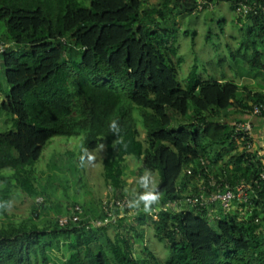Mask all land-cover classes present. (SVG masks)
<instances>
[{"label": "trees", "instance_id": "16d2710c", "mask_svg": "<svg viewBox=\"0 0 264 264\" xmlns=\"http://www.w3.org/2000/svg\"><path fill=\"white\" fill-rule=\"evenodd\" d=\"M212 1L211 9L227 1L234 12L246 0ZM195 7L196 0H0V41L9 44L1 54L0 116L12 122L0 130V203L10 202L14 188L43 197L20 220L0 208L6 218L0 264H58L54 250L64 257L61 264H264V144L249 150L253 136L241 140L233 126L254 104H264V13L236 17L244 32L238 47L229 46L231 58L242 60L241 76L257 79L258 88L203 78L197 55L183 83L177 17ZM219 24L223 28L226 19ZM189 31L194 38L196 30ZM111 120L120 123L119 144ZM58 135L83 136L78 152L65 153L77 157L73 184L82 182L81 155L104 145V178L115 192L126 196L131 156L140 162L138 178L145 171L158 175V201L147 212L141 205L115 223L88 226L89 218L102 216L101 205L82 202L77 193L58 204L53 181L38 182L36 162ZM5 168L11 174H3ZM47 169L48 180L62 173L55 161ZM64 182L66 195L69 179ZM200 183L205 196L225 192L226 184H246L247 200L234 198L229 211L220 201L209 208L186 203ZM176 199L181 209H161L155 218L153 208ZM75 204L83 208L82 219L60 225L58 216ZM148 225L168 258L145 242Z\"/></svg>", "mask_w": 264, "mask_h": 264}, {"label": "rangeland", "instance_id": "374dc122", "mask_svg": "<svg viewBox=\"0 0 264 264\" xmlns=\"http://www.w3.org/2000/svg\"><path fill=\"white\" fill-rule=\"evenodd\" d=\"M220 18L226 19V24L223 28H221L219 24ZM177 20L179 21V29L176 33V43L179 45V54L183 57V61L179 65V78L183 83L194 63V58L197 55L199 59V73L203 78L212 75L216 78L223 77L227 79H235L241 85H249L252 88H258L257 79L248 76H241L243 71H245L241 67L242 60L238 59L234 61L233 58H231L229 46L234 48L239 46L244 30H242L240 24L237 23L235 13L230 9L229 2L221 1L211 10L180 14L177 17ZM186 30H190L191 32L196 30V36L193 38L191 34L186 35ZM234 36L237 39H235ZM243 118L252 121L254 140L253 148H261L264 143V116L261 115L255 117L249 116L246 113V115L242 116V119ZM11 127L12 122H10L9 118L4 114L1 115L0 130H9ZM138 127L140 130L143 129L140 120ZM142 137H144V133H142ZM82 142L83 136L81 135H58L51 138L37 160L35 170L38 175V182L41 185H48L50 181H53L54 195L52 198L54 202L66 205L68 204V200L77 193L79 200L82 202L91 201L98 209L100 208L102 199L106 195L115 192L113 187L108 184L104 178L105 146L103 145L102 148L99 146L85 152L84 170L83 174H81V179H79L82 181V184H73L75 175L72 173L70 167L72 166L71 163H74L77 157H70V160L65 153L68 149L78 152ZM88 155L93 157L91 161H88ZM259 156L264 162V150H261ZM53 161L62 168V173L58 172L59 177L54 176L53 180H48V176H50L48 174L50 171L47 169V163ZM139 164L140 162L133 157H128L123 190L130 201L134 198V195L139 188V185L137 184L138 176L135 173ZM2 172L5 175H9L12 170L10 168H5ZM151 175L157 185L158 175L156 173ZM66 178L69 179L67 189L68 195H65L62 187L64 186V180ZM58 183L61 184L58 185ZM3 186V184H0V191ZM239 194L243 195L242 192H239ZM35 202L36 200L28 196L25 192L18 188H14L10 200L11 207L7 209V213L10 217L20 220L30 214L32 204ZM131 208L133 209V207ZM5 219L6 218L0 214V225H2V222ZM145 242L153 248L162 260L170 256L169 249L154 236V229L149 225L145 229ZM136 246L137 252H140L142 244L139 243ZM53 253L59 256V258L57 257V263L61 264V260H63L64 257L60 258L62 257L61 253L56 250H54Z\"/></svg>", "mask_w": 264, "mask_h": 264}, {"label": "built area", "instance_id": "2783aa9c", "mask_svg": "<svg viewBox=\"0 0 264 264\" xmlns=\"http://www.w3.org/2000/svg\"><path fill=\"white\" fill-rule=\"evenodd\" d=\"M214 6V2L212 0H196V7L195 12L198 11H205L211 9ZM264 13V0H253V1H240L236 8H235V16L238 18H246L251 13ZM8 43L0 41V63H1V54L5 51ZM264 112V104L263 103H256L252 106L251 111L248 112L249 116H261ZM233 126L235 130L236 136L239 139L244 140L247 136H253V124L250 119H243V120H234ZM254 141L247 140V146L249 150L253 148ZM210 185L214 188L217 187V182L211 178L209 180ZM243 186V189H242ZM227 188L225 192L215 191L211 192L208 196H205V192L208 191L205 185H199V194L187 197L184 201L186 203L192 205H198L197 207H206L209 208L211 204L214 202L220 201L221 207L224 208L226 211L231 209L233 199L237 198L242 201L247 200V188L249 187L246 184H239L234 189L227 184L225 185ZM235 189L237 192H235ZM242 189V190H241ZM239 192H242L243 195H240ZM43 201V197L38 196L36 198V202L41 203ZM130 199L127 196H120L117 192H113L112 194L106 195L101 201V210L102 216L100 217H91L88 220V226H106L112 223H115L121 218L122 216L133 213L132 208L129 206ZM182 200L176 199L173 202L168 201L164 206L155 207L152 209V214H154L155 218L157 217L158 213L161 209L169 210V209H181ZM131 208V209H130ZM71 212L69 214L59 215L58 221L60 225L68 224L70 221L77 222L82 219L83 208L80 204H75L70 208Z\"/></svg>", "mask_w": 264, "mask_h": 264}, {"label": "clouds", "instance_id": "9594fccd", "mask_svg": "<svg viewBox=\"0 0 264 264\" xmlns=\"http://www.w3.org/2000/svg\"><path fill=\"white\" fill-rule=\"evenodd\" d=\"M108 128L111 134L115 135L116 139L115 142L117 144L122 142L121 137V126L118 120H111L108 124ZM102 148L103 145H100ZM87 150H85L86 152ZM88 161H91L93 157L91 155L87 156ZM81 165L85 162V156L81 155L80 157ZM137 184L139 185V188L142 189L139 193L134 195V198L129 201V206L133 208H139L141 205H143L144 211H149L150 206L154 203H156L159 199V195L157 192V186L153 180V177L150 172L145 171L143 175H141L137 179ZM9 207H11L10 202L0 203V208H3L4 210H7Z\"/></svg>", "mask_w": 264, "mask_h": 264}, {"label": "crops", "instance_id": "0c3cea01", "mask_svg": "<svg viewBox=\"0 0 264 264\" xmlns=\"http://www.w3.org/2000/svg\"><path fill=\"white\" fill-rule=\"evenodd\" d=\"M218 78H221V77H218ZM263 135H264V134H263ZM263 135H262V136H263ZM263 144H264V143H263ZM263 144H262V146H263Z\"/></svg>", "mask_w": 264, "mask_h": 264}]
</instances>
